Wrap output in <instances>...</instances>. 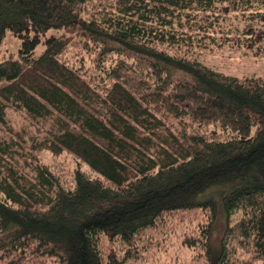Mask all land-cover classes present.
I'll use <instances>...</instances> for the list:
<instances>
[{"label":"trees","instance_id":"obj_1","mask_svg":"<svg viewBox=\"0 0 264 264\" xmlns=\"http://www.w3.org/2000/svg\"><path fill=\"white\" fill-rule=\"evenodd\" d=\"M223 46L264 56V0H0V264H264V76Z\"/></svg>","mask_w":264,"mask_h":264},{"label":"rangeland","instance_id":"obj_2","mask_svg":"<svg viewBox=\"0 0 264 264\" xmlns=\"http://www.w3.org/2000/svg\"><path fill=\"white\" fill-rule=\"evenodd\" d=\"M18 42L19 40L8 32L2 45L5 54L16 52ZM39 49L41 50L42 46ZM201 60L206 65L227 74L239 77L251 75L264 76V56L254 55L252 52L244 51L242 48L229 46L215 48L202 54ZM10 115L16 127L24 121V118L17 113L11 112ZM40 158L48 164L55 161V158L47 152H42ZM60 160L63 163L68 161L66 167L69 172L73 169L74 165L71 157L65 154ZM220 231L221 224L218 223L216 226V234H219ZM170 244L167 251H163L164 253L161 255L162 264H186L192 256L191 251L180 244V241L176 237L171 239Z\"/></svg>","mask_w":264,"mask_h":264}]
</instances>
